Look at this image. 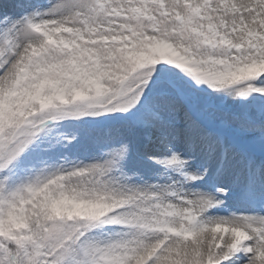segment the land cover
<instances>
[{
    "label": "snow or ice",
    "instance_id": "obj_1",
    "mask_svg": "<svg viewBox=\"0 0 264 264\" xmlns=\"http://www.w3.org/2000/svg\"><path fill=\"white\" fill-rule=\"evenodd\" d=\"M0 264H264V0H0Z\"/></svg>",
    "mask_w": 264,
    "mask_h": 264
}]
</instances>
